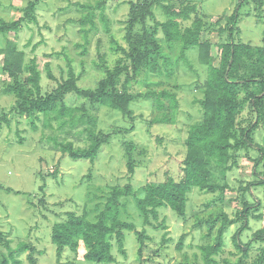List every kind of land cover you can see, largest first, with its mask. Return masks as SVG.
I'll return each mask as SVG.
<instances>
[{"label":"rangeland","instance_id":"374dc122","mask_svg":"<svg viewBox=\"0 0 264 264\" xmlns=\"http://www.w3.org/2000/svg\"><path fill=\"white\" fill-rule=\"evenodd\" d=\"M28 1L0 0V18L6 21L19 18ZM98 1L104 2L103 11L91 9L96 27L89 30L85 37L84 31L89 29L90 24L81 26L79 23V19L89 11L83 5L94 6ZM130 1L139 0H39L35 9L37 21L27 20L18 32H10L6 36L24 51L25 64L32 58L37 62L42 93L51 91L56 85L46 77V63H49L58 81L67 77L70 65L77 76L79 88L94 89L96 81L104 74L101 68H95V64H103L101 56L104 63L112 68L117 59L124 56L120 48L129 50L126 26ZM180 1L163 0V3L178 8ZM236 1L195 2L196 13L205 22L201 39L211 44L209 54L212 58H218L219 44L226 40L225 34H219L218 30L225 25ZM255 6L253 0H247L240 6L239 32L235 40L262 46L264 6L261 9ZM152 11L156 20L166 19L159 4H154ZM193 17L194 14L181 21L182 26L190 25ZM146 25L151 26L152 22L147 21ZM132 35L141 36L140 25L134 26ZM156 36L173 62L172 74L152 73L144 66L134 74L130 72L132 77L127 78L123 74L117 79L118 91H126L136 97L129 104L131 116L123 117L118 110L107 106L97 110V131L109 134V139L101 146L93 162L72 159L55 146V142H72L76 148L86 147L85 134L80 133L82 127L67 133L56 129L55 121L52 128L46 127L42 114L24 118L12 111L15 99L1 92L10 80H4L0 55V116L6 115L9 120L0 128V234L3 236L0 240V260L2 254L7 253L2 244L7 238L12 248L22 241L34 246L38 264H107L85 260L83 254L86 247L82 242L76 251L64 248L58 260L51 241V227L69 211L81 213L86 209L90 212L89 218L94 220L96 213L91 212L93 207L98 204L102 208L110 188L121 187L127 182L128 158L124 143L135 146L131 153L135 167L131 184L135 196L142 197L140 189L143 185L162 181L166 174L174 180L180 178L188 127L201 118L200 105L194 100L202 97L207 66L199 61L198 49L191 48L187 51L191 63L189 68L187 63L177 58L178 43L171 49L163 41L161 33ZM5 39L0 34V47L4 46ZM165 89L176 92L178 109L170 114L173 118L171 122L150 125V121L161 117L162 112L144 94ZM84 100L76 95L66 98V102L72 105H80ZM255 117V112L245 104L238 115L237 125L247 126ZM252 138L259 148L249 147L236 152L235 162L226 172L228 188L223 193H207L191 187L187 194L185 218L169 207L158 209L159 219L155 223L158 225L164 219L165 228H153L143 223L134 195L121 198L120 203H124V207L120 208L119 219L133 223L135 230L143 231L146 236L140 244L135 230L123 229L125 254L119 253L113 237L111 253L114 261L109 264H203L199 246L214 242L220 228V214L226 212L229 218H235L246 203H257L258 206L249 213L248 227L241 235L243 244L256 230L264 229V185L258 183L261 180L264 182V158L258 160L264 149V118ZM249 184H252L251 190L247 189ZM41 185H44L43 191L40 190ZM255 215L260 217H253ZM241 224L242 221H238L224 229L222 252L215 256L219 262L223 258L235 262L243 256L232 243V235ZM183 234L184 238L180 239ZM206 234L209 238L205 237ZM263 246L261 241L253 242L243 263L254 264ZM26 255L27 252H24L15 258L20 259L22 264H28Z\"/></svg>","mask_w":264,"mask_h":264},{"label":"trees","instance_id":"16d2710c","mask_svg":"<svg viewBox=\"0 0 264 264\" xmlns=\"http://www.w3.org/2000/svg\"><path fill=\"white\" fill-rule=\"evenodd\" d=\"M38 1L29 0L22 10L23 15L15 20L6 21L0 18V34L6 38L4 46L0 47L1 70L2 75L5 76L4 80H10L1 92L15 99L12 111L19 116L28 118L37 113L42 114L46 127L52 128V122L55 121L56 129L67 133L82 127L80 133L85 134L88 142L86 147L76 148L72 142H55L57 149L72 159H88L93 162L101 146L108 141L109 134L101 130L97 131L96 128L95 113L99 108L107 106L118 110L123 117L131 116L129 104L136 97L126 91H118L116 83L120 76L125 74L127 78L132 77V74L144 66H147L152 73H163L168 76L172 74L173 62L165 53L163 44L158 41L156 36L158 33H161L168 48L172 49L175 43L179 44L177 58L187 63L189 68L191 63L187 58V51L191 48L198 49L199 61L207 66L202 97L194 100L200 105L201 118L188 127L185 139L186 153L182 160L180 178L174 180L166 174L162 181L148 182L143 185L140 189L143 192L142 197L135 196L131 184L135 172L131 153L135 146L124 143L128 158L127 182L121 187L110 188L102 208H99L98 204L93 207L91 212L96 213L94 220L89 218L90 212L86 209H83L81 213L69 211L64 214L63 219L55 222L51 227V241L55 245L58 260L64 248L68 247L76 251L82 242L86 247L83 254L85 260L109 264L114 261L111 253V239L113 237L116 239L118 251L124 255L122 230H135L133 223L119 219L120 208L124 207V203H120L121 198L134 195L143 223L153 228L158 226L165 228L164 219L158 225L155 223L159 219V208L169 207L178 216L185 218L187 194L191 187L195 186L207 193H223L228 188L226 172L235 162L233 158L236 152L249 147H258L254 144L252 134L260 120L264 118V45L253 46L250 43L235 40L239 32V9L247 0H237L232 12L225 20V25L219 28L218 33L225 34L226 40L219 44L220 51L216 59L209 54L211 44L201 39L205 22L197 14L195 3L197 0H181L178 8L172 4L163 3V0L130 1L126 26L129 50L120 48L124 56L118 58L112 68L104 63L101 56L103 64H95V68L99 70L101 68L104 74L96 81L94 89L79 88L77 76L70 65H68L67 77L58 81L49 63H46V77L56 82V85L44 94L37 62L32 58L25 64L24 51L18 49L16 42L6 36L10 32H18L21 24L27 20L37 21L35 9ZM253 2L257 9L264 6V0H253ZM154 4H159L166 16L164 21L155 19L152 11ZM103 5L104 2L99 1L94 6L83 5L89 11L79 19V23L81 26L90 24L89 29L84 31L85 37L89 30L96 27L91 9L103 11ZM193 14L190 25L182 26L181 21L188 20ZM147 21L152 22V25L147 26ZM135 25H140L141 36L132 35ZM105 29L108 31L106 23ZM130 72H132L131 75ZM69 95H76L85 100L80 105H72L66 102ZM144 97L152 99L156 109L162 112V116L152 119L150 125L168 123L173 120L170 114L175 113L179 106L176 92L166 89L154 90L146 92ZM245 104L251 107L256 117L247 126H238L237 118ZM2 123H9L6 115L0 116V128ZM263 158L264 149L258 160ZM256 165L257 161L254 162L253 173H255ZM258 183L264 185L262 180ZM250 185L252 184L247 186L249 190H251ZM43 189L44 185H41L40 190L43 191ZM257 206V203L244 204L235 218H229L226 212L220 214V228L214 242L199 246L203 264H244L243 259L246 258L250 245L255 241L264 243V229L256 230L246 244L241 241V235L248 227L249 213L251 214L250 211ZM253 217H260V215ZM238 221H242V224L232 235V243L237 251L243 253V256L235 262L226 258L219 262L215 256L222 252L224 229ZM135 234L140 244L143 243L146 236L144 232L135 230ZM184 236L185 234L180 239ZM208 236L206 234L205 237L209 238ZM2 237L0 234V240ZM2 244L6 247L7 253L2 254L0 264H22V261L15 256L24 252H27L28 264H38L35 256L36 249L30 243L22 241L16 248H12L10 240L5 238ZM177 247L179 248V245ZM263 263L264 246L261 254L254 261V264Z\"/></svg>","mask_w":264,"mask_h":264}]
</instances>
